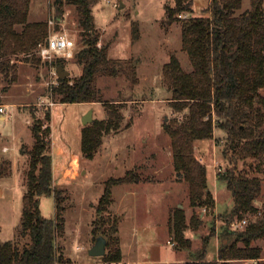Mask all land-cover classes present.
Masks as SVG:
<instances>
[{"label": "rangeland", "instance_id": "rangeland-1", "mask_svg": "<svg viewBox=\"0 0 264 264\" xmlns=\"http://www.w3.org/2000/svg\"><path fill=\"white\" fill-rule=\"evenodd\" d=\"M53 2L54 0H32L28 19L47 21L48 33L66 31L75 40L76 52L83 43L79 37L75 5L65 2L63 15L59 14L56 18L57 11ZM174 2L175 0H98L93 6L94 23L100 35L98 43H108L109 56L120 63L116 75L97 79L105 103L53 102L50 94L51 71L59 65H54V59L44 63L22 54L17 62L15 81L9 85L0 81V105L6 107V103L16 104V108L7 107L0 113V161L3 158L10 160L8 157L14 155L11 148L7 152H1V146L3 143L9 146L13 144L17 123L23 129V136L17 141L18 148H32L35 138L31 131L33 119L30 112L41 118L43 134L51 120L55 146L61 144L68 151L62 153L63 156L60 154V157H66L64 167H61L62 161L56 158L59 161L56 167L57 178L54 183L52 181V186L60 187L65 207L64 231L55 235L57 257L62 260V263L58 260V264H63L64 261V264H113L105 262L103 255L90 256L88 250L96 240V233L93 231L95 207L105 185L110 180L124 176L126 172L137 175L138 178L136 181L123 182L136 185L134 198L128 202V206L124 204L119 209L117 204L120 198L123 196L128 200L132 195L125 189V184H114L111 187V201L100 214L105 219L101 228L105 232L106 252L108 250L114 254L120 246L124 252V261L129 264H181L180 259L188 258L190 251L197 250L203 237L214 226L215 235L209 236L206 241V257H217L218 236L223 225L220 217L232 206V197L225 182L216 178L219 168L223 170L230 167L222 152L225 134L218 127L214 129L212 137L193 142L195 156L207 166V184L213 194H216L215 205L204 213L202 208H194L202 217V224L197 229L189 227L185 230V236L191 240L190 250H176L169 236V216L173 207L182 208L187 220L193 208L189 205L187 183L182 178H177L170 136L163 128L164 123L179 117V113L174 111L169 102L171 90L163 79V65L174 53L182 67L191 70L189 56L182 49L181 21L191 15H208L210 1L192 0L191 10L182 11L179 20L169 24L165 20V5H174ZM248 7L249 0H242L237 12ZM49 18L54 20L52 25L48 23ZM34 53L38 56L37 48ZM62 65L69 71V75L79 72L75 57L64 60ZM133 74L137 78L136 82L131 80ZM261 92L264 93V88ZM108 101L120 102L117 105L123 115V127L105 134L94 155L86 157L80 150L81 127L84 126L82 115L93 108V120L106 118ZM47 108L52 109V119L49 121L44 118ZM1 114L4 118H1ZM26 119H29L28 123ZM45 138L49 141L48 151L53 154L50 133ZM57 151L59 153L60 149ZM29 158L27 154L24 159L19 160L13 175L10 160V172L0 176L1 182L16 184L13 191L2 200L5 203L2 224L5 227L0 236L2 239H14L19 246L27 240L21 227V218L17 226L13 227L9 220L15 208L12 204L19 208V212L22 211ZM237 167H243V163L239 161ZM252 173L261 177V192L256 199L260 205L264 197V174L255 169ZM40 200L41 214L49 217L53 208L55 212V201L45 195ZM113 221L117 230L110 229ZM257 244L262 248L260 261L264 262V241L259 240ZM249 262L255 264L244 259L235 260L233 264Z\"/></svg>", "mask_w": 264, "mask_h": 264}, {"label": "trees", "instance_id": "trees-1", "mask_svg": "<svg viewBox=\"0 0 264 264\" xmlns=\"http://www.w3.org/2000/svg\"><path fill=\"white\" fill-rule=\"evenodd\" d=\"M97 1L53 2L56 18L63 15L65 2L75 5L83 43L74 53L79 72L58 77L56 83L50 84L53 102L103 101L97 79L119 71V61L108 54V43L98 45L100 35L92 13ZM209 1L208 15H191L181 21L182 49L189 56L191 70L184 69L174 53L163 65V79L171 90L169 102L179 113V117L164 123L163 128L170 136L177 178L187 183L189 205L193 208L187 220L182 208L173 207L169 236L176 250H190L191 240L185 236V230L197 229L202 224V217L194 208H202L204 213L215 205L213 191L207 184V166L195 156L193 142L212 137L218 127L225 134L222 152L230 167L219 169L216 178L225 182L232 206L220 217L223 225L218 236L217 257H206V241L215 235L213 226L203 237L201 246L190 251L182 264H233L242 259H258L256 264H264L260 261L262 248L257 244L259 240L264 241V197L259 205L256 199L261 192V177L252 173L255 169L264 174V93L261 92L264 88V0H249V7L241 12L237 10L242 0ZM31 2L0 0V81L7 85L17 78L20 55L41 60L34 52L48 35L47 21L28 19ZM174 3L165 5V20L169 24L179 20L182 11L191 10L192 0H175ZM64 60L55 57L53 62L62 65ZM131 80L136 82L134 74ZM107 103L106 118L95 119L81 128L80 150L86 157L94 155L105 134L123 127V115L117 105L120 102ZM31 115L35 142L31 149H22L30 157L21 214V227L27 240L19 246L14 239H0V264H58L61 260L55 249V235L64 231L65 207L60 187L52 186V156L45 138L50 126L46 125L44 135L41 118L33 112ZM44 118L50 120V108L44 111ZM239 161L243 163L241 168L237 167ZM9 172L10 160L3 158L0 176ZM136 176L126 172L105 185L95 207L93 231L96 237L102 235L106 239L101 228L105 219L100 214L111 201L112 185L136 181ZM41 195L54 198L55 212L50 217L41 214ZM243 218L247 222L242 228H230L231 221ZM110 229L117 230L114 221ZM117 248L114 254L108 250L103 254L105 262L121 259L120 247Z\"/></svg>", "mask_w": 264, "mask_h": 264}, {"label": "crops", "instance_id": "crops-1", "mask_svg": "<svg viewBox=\"0 0 264 264\" xmlns=\"http://www.w3.org/2000/svg\"><path fill=\"white\" fill-rule=\"evenodd\" d=\"M84 103H89V102H84ZM6 105V108L7 107H14V108H16V104L15 103H6L5 104ZM88 107H86V109H87ZM52 110V109H51ZM30 115H31V112H30ZM1 118H4V116H2V114H1ZM31 118H32V115H31ZM51 119H52V111H51ZM26 121V123H28L29 122V119H26L25 120ZM16 126H15V135L13 136V140H12V142H13V144L11 145V146H9L8 144H6V143H3L2 144V146H1V152H7V151H9V149L11 148V149H13L14 150V155L13 156H11V158L10 157H8L10 160H11V166H12V175H13V173H14V170L15 169H17V167H18V163H19V160L21 159V158H25V155H27L28 153L27 152H24L22 149H21V146H20V148H18V146H17V141H18V138H20L21 136H23V134H22V130L23 129H21V127H20V125L17 123V124H15ZM50 135H51V140H52V148H53V154H52V152H51V156H52V181H53V183L55 182V179L57 178V172H56V167H57V163L59 162V161H56V158H57V160H60V161H62V165H61V167H64L65 166V164H66V157H62L63 155H62V153H65V149H64V147L61 145V144H59L58 146H55V142H56V139L54 138V132H53V126H52V123H51V120H50ZM82 128V127H81ZM15 144V145H14ZM57 149H60V152L59 153H56V151H57ZM17 150H19V152L17 151ZM55 150V151H54ZM26 151V150H25ZM58 152V151H57ZM68 151H66V153H67ZM1 154H3V153H1ZM60 154L62 155L61 157H60ZM70 161V160H69ZM71 161H73V159L71 160ZM11 175V176H12ZM9 177V176H8ZM60 182V181H59ZM59 184H61V183H59ZM120 184H125L126 185V190L128 191V192H130L131 193V195H132V197L131 198H129L128 200H126L123 196L120 198V200H119V202H118V204H117V207L119 206V209H121L122 207H124L123 205L125 204L126 206H128L127 204H128V202L130 201V200H132L133 198H134V190L136 189L135 188V186L136 185H134V183H120ZM16 186V184L15 183H13V182H8V183H4V182H1L0 181V234H1V231H2V229L5 227V225L4 224H2L3 222H4V220H3V217H4V212H3V208H5V203H3L4 201H2V200H4L5 198H6V195H8V193L10 192V191H13V189H14V187ZM26 191V190H25ZM41 196H43V195H41ZM40 196V197H41ZM45 196H48V195H45ZM48 197H51V198H53V196H48ZM214 197H215V200H217L216 199V194L214 193ZM23 198V197H22ZM53 200H54V198H53ZM41 201V200H40ZM178 204V203H177ZM13 205V207H15V208H13V210L14 211H12V216H11V218H10V222H11V225H12V227L13 226H15L17 223H18V221H20V218H21V214H22V211L21 212H19V208H17V206L16 205H14V204H12ZM179 205V204H178ZM39 207H40V202H39ZM53 207H54V205H53ZM21 210V209H20ZM122 211V210H121ZM117 213H119L118 211H117ZM54 214V208H53V210H52V213H51V215L50 216H52ZM49 216V217H50ZM134 216V215H133ZM17 226V225H16ZM16 228V227H15ZM0 239L1 240H6V239H12V238H5V239H2V237L0 236ZM120 247V246H119ZM120 250H121V254H122V260L120 261V260H118V261H112V263L113 264H129L128 263V261L126 262V261H124V252H123V250L121 249V247H120ZM184 260H186V258H183V259H180V263L182 264V262L184 261Z\"/></svg>", "mask_w": 264, "mask_h": 264}, {"label": "built area", "instance_id": "built-area-1", "mask_svg": "<svg viewBox=\"0 0 264 264\" xmlns=\"http://www.w3.org/2000/svg\"><path fill=\"white\" fill-rule=\"evenodd\" d=\"M116 5V3H114ZM54 20L52 18L48 19V23L52 25ZM99 45V43H98ZM37 53L42 61L50 62L55 57H61L64 59H69L74 57L75 53V40L68 35L64 30L49 31L47 37L41 40L37 45ZM52 79L51 84L57 82V72L55 68H52ZM53 104V103H52ZM6 107L0 105V113L4 112ZM220 169V168H219ZM247 222L246 218L241 220H233L230 223L231 229H240ZM253 261L256 264L258 259H247ZM247 264H251L250 262Z\"/></svg>", "mask_w": 264, "mask_h": 264}, {"label": "water", "instance_id": "water-1", "mask_svg": "<svg viewBox=\"0 0 264 264\" xmlns=\"http://www.w3.org/2000/svg\"><path fill=\"white\" fill-rule=\"evenodd\" d=\"M55 70L57 72L58 77H64L69 75V71L66 70L62 65H57L55 67ZM93 108L88 109L83 115H82V124L86 125L87 123H90L93 121ZM106 245V239L104 236L99 235L94 244L89 248L88 254L90 256H101L106 252L105 249Z\"/></svg>", "mask_w": 264, "mask_h": 264}]
</instances>
